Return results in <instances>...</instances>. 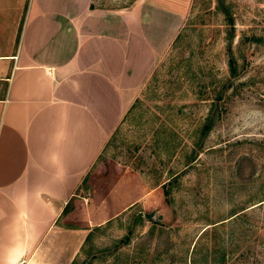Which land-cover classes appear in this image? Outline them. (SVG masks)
<instances>
[{
  "label": "rangeland",
  "instance_id": "rangeland-1",
  "mask_svg": "<svg viewBox=\"0 0 264 264\" xmlns=\"http://www.w3.org/2000/svg\"><path fill=\"white\" fill-rule=\"evenodd\" d=\"M263 193L264 0H192L55 226L85 232L68 264H264Z\"/></svg>",
  "mask_w": 264,
  "mask_h": 264
},
{
  "label": "crops",
  "instance_id": "crops-1",
  "mask_svg": "<svg viewBox=\"0 0 264 264\" xmlns=\"http://www.w3.org/2000/svg\"><path fill=\"white\" fill-rule=\"evenodd\" d=\"M191 1L0 0V264H68L85 232L55 222Z\"/></svg>",
  "mask_w": 264,
  "mask_h": 264
},
{
  "label": "trees",
  "instance_id": "trees-1",
  "mask_svg": "<svg viewBox=\"0 0 264 264\" xmlns=\"http://www.w3.org/2000/svg\"><path fill=\"white\" fill-rule=\"evenodd\" d=\"M92 6H90V8H91ZM230 63H231V61H230ZM231 67L233 68V66H232V63H231ZM231 71H233V69L231 70ZM131 107V106H130ZM129 107V108H130ZM255 200H256V202L255 203H253V204H251V205H249V206H243L237 213H239V212H241L240 214H242V215H245V212H247V211H250V210H254V209H258V208H261L263 205H264V193L263 194H259V196H255ZM68 205V204H67ZM67 205H66V207H67ZM66 207H65V209H66ZM252 207V208H251ZM65 209L63 210V212H65ZM62 212V213H63ZM236 214V213H235ZM234 214V215H235ZM240 214H238V215H240ZM233 215V216H234ZM203 232H205V230L203 231ZM202 232V233H203Z\"/></svg>",
  "mask_w": 264,
  "mask_h": 264
}]
</instances>
